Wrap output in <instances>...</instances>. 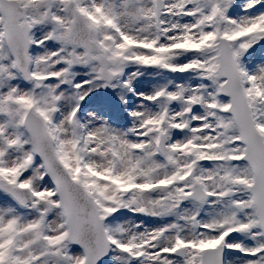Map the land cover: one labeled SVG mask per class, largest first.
<instances>
[{
	"label": "snow or ice",
	"instance_id": "1",
	"mask_svg": "<svg viewBox=\"0 0 264 264\" xmlns=\"http://www.w3.org/2000/svg\"><path fill=\"white\" fill-rule=\"evenodd\" d=\"M0 264H264V0H0Z\"/></svg>",
	"mask_w": 264,
	"mask_h": 264
}]
</instances>
